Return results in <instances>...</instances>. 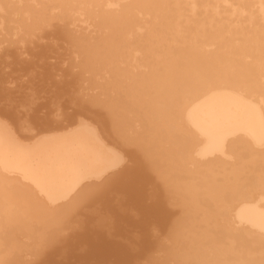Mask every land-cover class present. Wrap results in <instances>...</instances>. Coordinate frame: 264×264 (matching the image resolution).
<instances>
[{"label": "bare ground", "instance_id": "6f19581e", "mask_svg": "<svg viewBox=\"0 0 264 264\" xmlns=\"http://www.w3.org/2000/svg\"><path fill=\"white\" fill-rule=\"evenodd\" d=\"M41 2L73 36H140L118 60L136 75L100 81L102 104L52 100L49 123L0 107L8 264H264V0Z\"/></svg>", "mask_w": 264, "mask_h": 264}, {"label": "rangeland", "instance_id": "374dc122", "mask_svg": "<svg viewBox=\"0 0 264 264\" xmlns=\"http://www.w3.org/2000/svg\"><path fill=\"white\" fill-rule=\"evenodd\" d=\"M41 1L46 0H5L4 8L0 9V76H8L0 85V107L17 109L19 115L25 114V118L31 115L49 123L53 115L52 100L64 102L66 110L77 98L89 104L105 102L107 98H99L101 91L95 90L101 84L110 86L111 95L114 90L125 93L130 84L129 77L136 75L129 71L134 62L129 63V58L121 64L118 60L125 59L124 53L130 50L127 45L136 44L138 41L135 40H140V36L126 39L119 34L111 45L106 44L101 33L95 31L73 36L67 28L61 29L62 24L58 27L50 21L52 15L62 16V11L67 12V7L64 9L60 5L50 12L48 9L40 10ZM114 49L117 50L111 52ZM110 68H113L111 73ZM106 72L108 76H104ZM85 220L90 228L96 223L93 216ZM52 232L41 238L28 236L30 243H26L28 248L24 255L29 260H37L41 251L62 247L67 238L71 242L76 234L75 230L67 231L65 236ZM35 245L38 249H34ZM67 247L64 246L63 251ZM5 251L2 242L0 264H8L13 258L6 257Z\"/></svg>", "mask_w": 264, "mask_h": 264}]
</instances>
